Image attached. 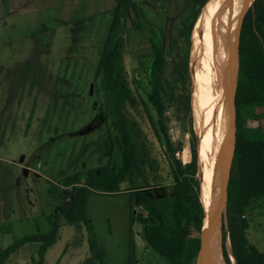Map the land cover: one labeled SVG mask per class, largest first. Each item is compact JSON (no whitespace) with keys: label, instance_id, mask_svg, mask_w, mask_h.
<instances>
[{"label":"rangeland","instance_id":"374dc122","mask_svg":"<svg viewBox=\"0 0 264 264\" xmlns=\"http://www.w3.org/2000/svg\"><path fill=\"white\" fill-rule=\"evenodd\" d=\"M195 10L196 0H166L165 10L155 0L120 8L117 0H0V251L24 236L49 233L48 217L69 189L59 182L121 163L123 149L132 170L120 179V192L91 193L86 219L78 224L59 216L57 240L43 264H166L144 240L136 219L146 213L132 194L155 187L173 194V159L190 162L195 26L191 118L185 90L174 84L173 59L179 62L184 53L185 26ZM13 12L26 16L16 28ZM152 43L168 59L164 116L170 149L142 109L144 103L155 120L147 100ZM115 48L119 80L129 90L119 109L96 77L102 54ZM224 111L226 121V103ZM52 188L58 196L50 195ZM240 218L248 222L247 242L264 252V195ZM38 248L25 244L3 264H37ZM197 260L198 253L192 264Z\"/></svg>","mask_w":264,"mask_h":264},{"label":"trees","instance_id":"16d2710c","mask_svg":"<svg viewBox=\"0 0 264 264\" xmlns=\"http://www.w3.org/2000/svg\"><path fill=\"white\" fill-rule=\"evenodd\" d=\"M166 9V0H155ZM224 0H217L205 11L198 21L191 37L190 62L193 64L202 35L218 20ZM207 0H196V10L188 18L185 26V50L179 62L173 59L174 84L185 90V105L190 109L189 50L190 35L197 16ZM118 8L131 7L133 0H117ZM153 59L149 71L150 91L148 104L155 113V120L142 109L152 132L160 133L167 147L169 139L165 125L164 79L168 59L162 47L152 43ZM116 48L103 53L98 63L96 77L114 98V106L119 109L127 100L129 90L119 80ZM236 142L228 184L227 218L232 253L237 264H264V252L259 251L246 240L248 222L240 216L250 209L254 199L264 195V0H254L247 10L239 37V72L235 94ZM191 118V116H190ZM191 126V124H190ZM170 149V148H169ZM191 159L186 165L174 158L170 167L173 194L164 187L147 189L134 188L133 198L146 213L139 215L137 222L143 227L146 244L166 264H192L200 248L199 233L204 216L200 200V185L197 177L198 164L196 135L190 130ZM121 163H113L95 169L73 174L59 182L69 188L60 199L58 210L48 221L51 230L47 234H32L13 241L0 251V264L25 244L38 243L37 264H43L48 248L57 240L59 216L70 224H78L86 219L87 202L91 193L116 194L120 192V179L132 170V159L121 149ZM50 195H59L52 188ZM196 234V235H194ZM226 264H231L227 252L223 251ZM128 264H133L128 261Z\"/></svg>","mask_w":264,"mask_h":264},{"label":"bare ground","instance_id":"6f19581e","mask_svg":"<svg viewBox=\"0 0 264 264\" xmlns=\"http://www.w3.org/2000/svg\"><path fill=\"white\" fill-rule=\"evenodd\" d=\"M217 0H207L201 8L195 25L203 18L205 11ZM231 1L224 0L218 20L202 35L193 64V106L197 135L198 181L200 200L208 202L209 186L219 141L225 138V99L229 90L228 70H224V48L226 29L231 18ZM191 55V53H190ZM205 244L200 252L201 264H222L214 243V234L209 225Z\"/></svg>","mask_w":264,"mask_h":264},{"label":"water","instance_id":"95a60500","mask_svg":"<svg viewBox=\"0 0 264 264\" xmlns=\"http://www.w3.org/2000/svg\"><path fill=\"white\" fill-rule=\"evenodd\" d=\"M231 18L227 25L225 48H224V70H228L230 79L229 90L226 102V125L227 133L225 138L219 141V148L214 162L213 175L209 186V196L207 204H203V220L201 227V240L199 255L205 244V237L209 225L214 234V243L217 256L224 260V248L227 252L231 264H237L232 253L227 218V198L228 184L231 175L232 161L236 142V108L235 94L237 90L239 72V37L244 16L254 0H230ZM224 246V248H223Z\"/></svg>","mask_w":264,"mask_h":264},{"label":"crops","instance_id":"0c3cea01","mask_svg":"<svg viewBox=\"0 0 264 264\" xmlns=\"http://www.w3.org/2000/svg\"><path fill=\"white\" fill-rule=\"evenodd\" d=\"M12 4H10V6H11ZM11 8V7H10ZM11 16H13L14 18H16L15 19V23H14V26H13V28H16V26H17V24L18 23H22V22H24L25 20H26V16H20V15H18L17 13H12V15ZM23 17V18H22ZM20 21V22H19Z\"/></svg>","mask_w":264,"mask_h":264}]
</instances>
